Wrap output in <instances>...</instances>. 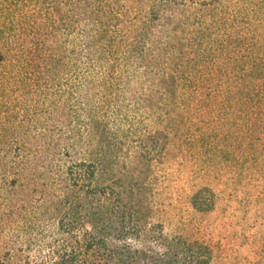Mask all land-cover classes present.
<instances>
[{
    "label": "rangeland",
    "instance_id": "obj_1",
    "mask_svg": "<svg viewBox=\"0 0 264 264\" xmlns=\"http://www.w3.org/2000/svg\"><path fill=\"white\" fill-rule=\"evenodd\" d=\"M106 1L118 4L116 9L125 14L121 30L128 39L142 6L133 0ZM48 3L0 0V257L4 242L15 243L26 232L32 200L25 190L34 169L40 167L45 172L44 159L52 153H64L62 147L48 148L51 141L65 137L67 123L75 124L67 115L68 106H75L72 111L79 113L81 108L75 99L82 93L74 89L84 70L79 62L81 27L76 21L73 26L64 22L57 25ZM200 4L202 7L191 10L194 21L190 27L195 31L200 24L209 28L211 37L221 43L212 59L222 61L224 72L230 75L222 90L219 118L223 125L219 132L225 140H234L237 133L239 142H231V153L221 143L218 151L206 153L199 141L203 124L196 116L198 109L205 111L204 103L197 100L195 112L181 113L177 107L157 106L151 91H157L158 85L134 84L124 93L121 86L116 91L122 95V115L135 131L131 147L138 142L147 146L153 136L160 142L149 153L151 161L139 164L136 157L144 153L132 149L118 154L121 158L114 169L116 174L125 169L140 176L141 199L152 208L149 223L161 224L165 234L210 243L217 253L214 264H264V69L257 66L264 59V0ZM56 26L59 29L54 32ZM125 48L122 45L117 55ZM249 58L254 60L250 70L243 63ZM123 63L119 60L114 76L106 69H98L95 76L106 75L107 81L119 76V83L130 81L124 75ZM233 65L237 66L235 71ZM241 75L245 79L239 78ZM231 90L236 93H229ZM108 92L94 97V108L105 104L115 111ZM246 92L256 97L249 108H240L243 104L239 105L238 99L245 100ZM114 97L117 99L116 94ZM148 99L150 102L145 101ZM109 117L113 123V115ZM236 124L238 130L233 126ZM250 125L254 127L251 133ZM79 152L78 158L86 157ZM37 160L41 165L35 167ZM129 184L127 179L123 186ZM204 188L212 191L215 204L210 211L198 212L191 198Z\"/></svg>",
    "mask_w": 264,
    "mask_h": 264
},
{
    "label": "trees",
    "instance_id": "obj_2",
    "mask_svg": "<svg viewBox=\"0 0 264 264\" xmlns=\"http://www.w3.org/2000/svg\"><path fill=\"white\" fill-rule=\"evenodd\" d=\"M133 1L142 6V13L127 39L121 30V17L125 14L116 9L118 4H108L106 0H48L57 25L64 22L73 26L76 21L81 27L79 62L84 70L79 86L74 88L82 93L75 99V105L81 108L79 113L72 111L75 106H68L67 115L75 124L67 123L65 137L49 145L48 150L62 147L64 153L47 156L42 162L45 172L40 167L34 169L25 190L32 200L29 224L15 243L4 242L0 264H214L217 253L210 243L170 236L161 224H150L152 208L141 199L140 176L128 174L125 169L116 174L114 168L121 158L118 154L130 153L132 149L134 153H144L136 157L139 164L151 161L149 153L160 142L153 136L147 146L138 142V146L131 147L135 131L128 126L126 115H122L125 107L121 105L120 93L134 84L136 87L145 83L154 88L158 85L151 96L156 97L160 108L177 107L179 112L189 114L197 110L194 102L204 103L205 111L200 113L198 109L196 116L203 124L199 141L206 153L218 151V143L229 152L231 142H239L236 132L234 140L230 137L232 141L229 137L225 140L219 132L223 125L219 118L222 90L230 82L222 61L212 59L221 43L211 37L204 24L198 31L190 27L194 21L191 10L202 7L201 2L217 0ZM58 29L56 26L54 32ZM121 44L126 48L117 55ZM119 60L124 62V75L130 81L120 84L118 75L109 81L106 75L95 76L98 69H106L114 76ZM243 63L250 70L254 60L249 58ZM257 66L262 71L264 59ZM236 67L233 65L232 71ZM121 86L119 93L116 90ZM105 90L112 94L114 112L105 104L98 109L93 107L97 94ZM245 97L242 102L238 99V104H243L240 108H249L256 96L246 92ZM109 114L113 115V123ZM233 126L238 130L237 124ZM252 127L249 126V133ZM79 150L86 157L78 158ZM35 164L41 165L38 160ZM127 179L130 184L124 187ZM213 198L210 189H199L192 196L191 205L198 212H207L214 207Z\"/></svg>",
    "mask_w": 264,
    "mask_h": 264
}]
</instances>
